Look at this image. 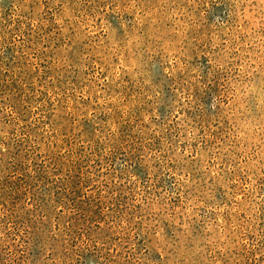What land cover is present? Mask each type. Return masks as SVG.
I'll return each mask as SVG.
<instances>
[{
  "label": "rangeland",
  "instance_id": "obj_1",
  "mask_svg": "<svg viewBox=\"0 0 264 264\" xmlns=\"http://www.w3.org/2000/svg\"><path fill=\"white\" fill-rule=\"evenodd\" d=\"M0 264H264V0H0Z\"/></svg>",
  "mask_w": 264,
  "mask_h": 264
}]
</instances>
